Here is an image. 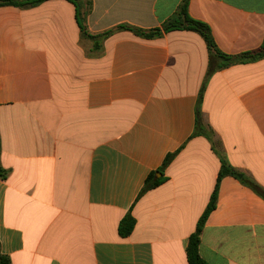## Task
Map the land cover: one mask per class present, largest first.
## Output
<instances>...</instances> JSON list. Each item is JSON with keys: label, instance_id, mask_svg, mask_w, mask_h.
Returning a JSON list of instances; mask_svg holds the SVG:
<instances>
[{"label": "crops", "instance_id": "crops-1", "mask_svg": "<svg viewBox=\"0 0 264 264\" xmlns=\"http://www.w3.org/2000/svg\"><path fill=\"white\" fill-rule=\"evenodd\" d=\"M0 7V252L10 264H264V58L217 69L187 30L144 39L182 0ZM219 52L264 41V0H188ZM214 69V70H211ZM170 157L166 163V159ZM159 184L140 193L147 178ZM130 214L135 225L119 234Z\"/></svg>", "mask_w": 264, "mask_h": 264}, {"label": "trees", "instance_id": "trees-1", "mask_svg": "<svg viewBox=\"0 0 264 264\" xmlns=\"http://www.w3.org/2000/svg\"><path fill=\"white\" fill-rule=\"evenodd\" d=\"M46 1L49 0H0V7L2 6H13L17 8H29V7H36ZM70 3H72L75 6L76 9V21L80 28L82 37L85 40H88L92 42V49L93 50H100L101 48V42L110 36L113 33V30L104 32L100 35H92L90 34L86 27H85V17H86V10L88 9V1L87 0H66ZM118 30H126L131 33H133L135 36L144 38V39H154L162 36L163 33H167L174 30H187L192 31L197 34H199L205 41L209 51L212 53V55L218 57L221 59L220 65L217 67V69H222L231 65L235 64H244L253 62L259 59L264 58V41L261 44V46L250 52H245L238 55H224L221 52H219L214 44V41L211 37L210 30L206 24L203 22H200L198 20L192 19L188 15V0H182L181 4L179 5L176 12L173 14V16L167 20L161 28L144 31L140 30L134 27L130 26H120L117 28ZM211 70H214L211 68ZM169 156L166 159V163L169 160ZM231 175L235 177L236 179L240 180L243 183H246V180L244 179V176L240 174L239 172L235 171L234 169L230 168L229 166H226L222 164L221 169L218 174L217 183L216 186L212 192L210 201L200 217L196 229L194 233L189 237L188 244H187V261L188 264H206L198 254V247L200 244V234L202 231V228L204 226V223L210 214V212L215 208L216 205V197H217V190H218V183L220 179L223 176ZM6 176V171L2 169L0 166V179H4ZM159 184V180L154 179L153 176H149L141 190V194L156 187ZM252 186V188L260 194L264 198V192L258 190L255 186ZM135 225L134 218L128 214L126 215L122 221L119 224V234L122 237H127L132 232ZM0 264H10L9 259L2 255L0 252Z\"/></svg>", "mask_w": 264, "mask_h": 264}]
</instances>
